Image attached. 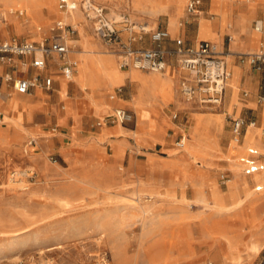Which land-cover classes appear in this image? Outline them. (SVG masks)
<instances>
[{"label":"rangeland","instance_id":"374dc122","mask_svg":"<svg viewBox=\"0 0 264 264\" xmlns=\"http://www.w3.org/2000/svg\"><path fill=\"white\" fill-rule=\"evenodd\" d=\"M70 1L65 0L67 4L60 7V3L64 2L62 0H0V40L16 38L41 41L39 35L42 39L53 35L55 39L59 36L54 35L59 34L56 22L68 23L75 28L70 38H81L83 36L72 22L61 19L63 10L80 8L83 17L79 23L84 30V38L96 43L90 48L94 52L89 54L115 56L118 65L123 70H129L131 67L121 65L122 51L119 45L99 32L103 23L112 24L118 29L121 40L127 41L129 27L136 31L141 25L151 29H169V18L175 15L178 32H171L172 40L167 43L168 46H174L173 39L176 37L194 44L187 35L195 34L201 17L200 13L188 14V0L182 14L177 12L175 5H168L163 0ZM209 1L201 0L202 15L217 17L209 13ZM232 2L230 0L229 4ZM232 16H238V10H233ZM227 33H224V50L229 53L228 45L232 36ZM135 34L136 47L152 46L149 33ZM139 35H142L141 39ZM77 46L70 45L73 50L68 55L73 60L76 58L74 53L81 48ZM260 48L262 45L259 43L255 51ZM241 55L236 54V58L241 63L251 65V70L263 78L264 92L263 68L258 69L250 63L249 52L243 57ZM36 56L43 57L42 54ZM226 58L231 70V56ZM170 66L172 69L168 67V70L172 71L171 74L178 75L180 92L179 81L183 71L175 61ZM76 67L75 72L79 74L80 66L77 63ZM16 69H20V65ZM21 71L27 75L24 69ZM140 71L152 72L144 69ZM12 73L15 76L17 72ZM61 77L62 97L66 103L61 100L57 107L63 108L66 104V115L74 113L67 121L68 126H62L54 119L53 108L56 105L53 99L39 101L34 97L32 108L29 105L26 109L28 123L20 129L11 127L0 135V264H158L161 258L170 261V258L181 255L184 259L180 264H187L186 260L196 264H264V248L259 254H250L247 247L252 230L259 228L261 233L258 237L264 238V188H255L256 184H261L253 180L257 173H240L242 177L250 179L254 189L245 203L235 211L221 214H217V211L201 212L204 209L196 201L199 193L208 192V183H214L224 191L230 188L231 180L235 179L230 167L232 163L227 159L233 155L231 143L236 136L233 132V117L245 120L241 144L250 121L255 120L259 125L250 110L244 109L237 113L230 110L229 116L225 113L223 103L214 106L194 102L185 110H180L174 119L172 111L178 108L175 106L176 97H173L164 105V110L166 119L175 124L151 134L144 127L140 129L137 112L128 104L137 93V81L126 79L106 90V99L114 100L110 98V93L119 86L120 96L126 100V105H115L110 110L94 106L81 86L78 90L73 83L69 84L66 76ZM34 95L35 91L26 97ZM36 95L44 97L46 94L38 91ZM262 96L259 98L264 103ZM115 107L127 108L133 115L132 120L123 123L126 133L122 136L120 132L104 134V130L99 134L108 112H84L98 109L115 113ZM31 113L34 115L32 118ZM108 121V126L119 123L114 117ZM197 124L201 126L197 138H207V149L202 150L198 157L193 152L188 157H179L175 152L182 148L176 145L175 140L184 134V129L189 133ZM34 126L40 127L39 130L32 131ZM134 129L139 130L137 137L133 133ZM44 131L61 135L59 140L56 138L58 136L53 137L56 139L50 149L44 148ZM260 138L264 142V129ZM59 142L65 147L62 153L57 150L61 145ZM197 143L195 138H190L187 145L193 147ZM247 147L238 156L242 157ZM27 149L30 155L25 154ZM261 154L264 160V153ZM139 180L162 191L163 195L151 200L139 192ZM240 193L244 195L243 191ZM141 194L143 198L140 199ZM234 201L228 200L227 203ZM142 204L150 205L153 211H138L136 205ZM145 216H154L155 223L143 229ZM210 231L216 234L239 233L240 249L237 252L242 255L241 259L234 257L229 249H224L222 256L214 257V252L221 251L217 245H214L213 252L210 250L206 237Z\"/></svg>","mask_w":264,"mask_h":264},{"label":"bare ground","instance_id":"6f19581e","mask_svg":"<svg viewBox=\"0 0 264 264\" xmlns=\"http://www.w3.org/2000/svg\"><path fill=\"white\" fill-rule=\"evenodd\" d=\"M163 1H165L168 5H175L177 12L179 14H182L186 0H163ZM210 1H211L210 13L219 14L220 18L222 19V26H223V28H225L227 20L229 19V8L228 7H229V1L230 0H210ZM232 1L237 2V3H247L251 6H254L258 2H263L264 0H250V1L232 0ZM85 3H86V1H85ZM85 6H86V4H85ZM112 11H113V9H112ZM172 12H173V10H172ZM89 14H92V12H89ZM200 14H201V18H200L201 22H200V30L199 31H200V34L202 36V39L203 38L212 39L216 43H218V45L221 47L220 39L215 35L212 27L206 24L207 18H205L202 15L203 14L202 11L200 12ZM81 17H83V14L81 13L80 8L75 9V8L71 7L68 10H63L62 14H61V19L64 22H72L76 26V28H78L79 34L84 37V35H83L84 30L82 28V25L79 23V19ZM176 18L177 17L175 15H171V18H169L170 19V27H169L170 32H173L174 30L178 29V24H177ZM145 27L147 29H151L150 27H147V25H145ZM38 29H41V27H39ZM255 34L259 35V33H257V32H255ZM40 37H41V35L38 36V39L43 40ZM55 40L64 41L63 37L61 35L55 37ZM69 42L71 43V45L76 46L77 42H78V38H76V39L70 38ZM82 46H83L82 49L77 50V52L79 53L80 59L76 58V62L80 66L79 74L74 71V73L72 74L71 77L74 78L75 81L79 82V84L81 86L80 88L82 90H85L86 97H88L90 99V102L94 106H99V107H102L103 109L114 108V105L113 104H107V105L103 106V105L99 104L97 102V100L95 99V92L96 91H106L108 89H111L113 86L115 87L116 84L124 82L126 79H130L131 81L135 80V82L137 81L138 90H137V93L134 96V98L132 100L130 99L131 100L130 104L132 106H134V109L137 112L138 125L142 126V123L144 122V120L147 117V113L145 112V108L149 102V100H148L149 94L147 91L144 90V88L142 86V82H144L145 84H151V80H150L151 76L149 74V71L148 72H142V71H140L139 68L133 67V66L127 71L123 70L118 65V61H117V58L115 56H103V55L93 56V55L89 54V53L94 52L93 50H90V48L93 47L94 45L92 43H90L89 40H85L82 43ZM70 50H73V49L70 48ZM255 52H257V51H254L252 53H255ZM252 53H250V54H252ZM36 54H42V53L40 51H37ZM227 56H232V55L227 53ZM227 64H228V70L231 73L228 61H227ZM21 66H26V65H21ZM168 67H170L172 69V67L169 65L163 71H154V72H156L155 74L160 73L159 75H161V78H160V80L153 81L154 83L152 82L153 84H155V89H154L155 95L164 101L169 100V97H170L172 90H173L172 83H171L173 74H171V72H172L171 70H168ZM21 69H24V68L21 67L17 71V73H16L17 77L26 76L24 74V72L21 71ZM236 80H237V72L233 73L231 80H229V81L227 80V84L235 85ZM81 89H80V91H81ZM1 96H2V100L4 102V108H3V114L4 115L0 118V134H2L3 132H5L7 129H9L11 127H14L16 129H20L23 126V124L28 123V118L26 116V109L30 105L29 98H27L26 96H17L14 88L9 89L7 91H3L1 93ZM124 103H126L125 100H124ZM32 112H34V111H32ZM33 116H34L33 113H31V118ZM118 125L123 128V131H125L124 126H123V124H121V122H119ZM190 125H193V124H190ZM254 126H255V124H254ZM140 129H142V128L140 127ZM200 129H201V126L199 124H197V125L192 127V129L189 133L184 130V134H183L184 135V145L182 147H179L182 149H178L175 152L179 157H181V158L188 157L191 155V151L195 153L194 154L195 157H198V155L201 152L199 149L200 148L199 146L204 145L203 144L204 141L201 139L199 140L197 138V131H199ZM260 129H261V127H258V126L255 127L254 129H251V128L249 129L248 133H246V135L244 137L246 140V144L243 142L241 144H239V142H241L240 138H238L237 136H234V140L232 141L231 144H232V148H233L232 149V154H233L232 157L234 158L235 162H233L230 165V167L232 168V170L234 172V178L235 179L231 180L230 188L227 191L220 189L214 183H208L210 185V187L208 188V194H200L196 198V201L199 203L198 205H200L204 209V211H201V212L213 213V211H217L218 212L217 214H221L222 212L229 213L232 210L235 211V209L238 208L239 206L243 205V203H245L246 199L251 195L253 190H250V187H249L250 180H248V178H246V177L242 178L240 176V173L244 172V171L242 169V165H241V161H240L241 155L238 156V154L241 152H244V150L246 149V147L249 144L255 145L259 149V151L264 153V146H262L260 143L257 142L258 139L254 138V133H253V131L258 133V131H260ZM155 130H156V128H155ZM182 131H183V129H182ZM153 132H155V131H153ZM133 133L136 137L140 134L139 130H136V129L133 130ZM151 134H153V133L151 132ZM27 138H29V137H27ZM190 138H195L197 141H199L198 145L193 146V147L187 145L188 139H190ZM92 140L94 141V139H92ZM124 140H122V141H124ZM94 142L96 143V140ZM121 143H123V142H121ZM22 148H24V146ZM22 151H23V149H22ZM248 151H249V149H248ZM248 151L246 153H248ZM30 153H31L30 150L27 149L25 154L30 155ZM246 153H245V155H246ZM256 173L257 174L253 180L259 181L264 186V175H263L264 172H256ZM67 174L69 176H71V173L68 172ZM18 180H19V178H18ZM241 191L244 192V195H241V193H240ZM139 192H143L144 193L143 195L147 196L151 200H153L157 196L163 195L162 191L158 190L157 188L148 187V186H141ZM143 195L141 194L140 195L141 197H139V198L140 199L143 198L142 197ZM228 200H235V201L233 203H231V202L227 203ZM62 201H63V199H62ZM136 207H137L138 211H145V213H146V211H153V209L151 208L150 205L142 204V205H138V206L136 205ZM136 207L134 206V209ZM148 213H150V212H148ZM145 217H146V220L144 221V223L142 222L143 223V229H146L145 227L155 223L154 222L155 221L154 216H149V217L145 216ZM227 222H228V220H227ZM260 233H261V231L259 228L252 230L251 238L249 237L250 241L247 243V247H248L250 254H259L261 252V250L264 248V238L260 239L258 237V235ZM206 237L208 239V244L210 246L209 248H210V250H212V252H213L214 245H217L218 249L221 251V252H219V251L214 252V254H213L214 257L222 256L224 249H227V250L229 249L231 254L234 257L241 259L240 257H242V255L238 254V252H237L240 249V248H238V242H239L238 240L240 238L239 233L216 234V233H213L212 231H210L209 234L206 235ZM182 259H184L183 255L170 258V261L169 260L166 261L165 259L161 258L160 262L158 264H168L169 262H172L175 260H182ZM240 263H242V262H240Z\"/></svg>","mask_w":264,"mask_h":264},{"label":"built area","instance_id":"2783aa9c","mask_svg":"<svg viewBox=\"0 0 264 264\" xmlns=\"http://www.w3.org/2000/svg\"><path fill=\"white\" fill-rule=\"evenodd\" d=\"M62 1L64 2L60 3V7L67 4L65 0ZM200 4L201 0H188L186 7L188 14L195 15ZM56 28L59 30V34L54 35H61L64 41L55 40L53 35L51 37L46 36L41 41L16 38L0 40V65L10 67L26 65L28 63L26 57L32 55L33 59L30 61V65L44 70L47 67L44 57L56 55L61 61L60 69L70 78L76 67V62L68 55L71 45L69 42L70 34L75 32V28L69 26L68 23L62 24L61 22H56ZM255 28L258 31L263 30L262 20L255 21ZM128 29L130 36L127 41H122L118 29L112 24L107 22L99 27V32L103 37L119 45L122 51L121 65L123 67L133 66L144 70L163 71L171 65L172 61H175L179 69L183 71L179 81L180 92L187 101L213 105L222 103L230 72L226 61L228 52L221 49L218 43L211 39H201L197 43L188 44L184 38L176 37L173 39L175 45L168 46L167 42L172 40L168 28L147 29L145 25H141L139 31L131 27ZM135 33H149L152 46L136 47L134 45L137 40ZM138 38L141 39L142 35H139ZM37 51L42 53V58L36 56ZM249 55L250 63L254 67L258 69L264 67V45L257 52L249 53ZM52 81L50 75L44 76L37 73L33 76L17 77L9 70L0 69V100L3 87L6 84H10L17 93L27 94L31 93L33 88L37 86L50 88ZM118 90L121 91V87ZM2 115L3 113L0 111V118ZM177 116V113L173 114L174 118ZM132 118L133 115L129 109L116 108L114 120L125 123ZM254 124H256L255 120H251L249 123V125ZM244 125V118L237 117L234 120L233 132L238 138L242 134ZM176 145L178 147L184 145V135L176 141ZM249 152L251 155L243 158L246 164L245 171L251 173L264 169V163H259L257 160L258 151L250 147Z\"/></svg>","mask_w":264,"mask_h":264},{"label":"crops","instance_id":"0c3cea01","mask_svg":"<svg viewBox=\"0 0 264 264\" xmlns=\"http://www.w3.org/2000/svg\"><path fill=\"white\" fill-rule=\"evenodd\" d=\"M247 1H250V0H247ZM200 6L201 5L198 6V11L196 12V15L199 14L201 11L203 12V10H201ZM228 8H229V24L226 28H223L222 19L220 18L219 14H213V15L217 16L214 18H208V17L204 16L205 18H207L206 24L212 27L215 35L220 39L221 47L220 46L219 47L221 49H224L226 47L225 46L224 33L228 31L229 33H227V34L229 36L230 35L232 36L231 42L228 45L229 50H230L229 54L232 55L231 59L229 61L231 64V73H230V76L228 78V81L231 80V77H232L233 73H235V72H237V80H236L235 85L227 84L225 94H224V98L222 101L223 107L225 109V113H227L229 116L231 115L230 110H232V112H234V113H237L238 111L244 110V109L250 110L255 115L254 118L257 121H259V125H256V124H255V126L254 125H248L247 133H248L250 128L254 129L257 126L261 127V129H260V131H258V133L254 132V131H253V133H254V138L258 139L257 142L260 143L262 146H264V142L260 138L262 136V132L264 129L263 128L264 127V103L263 102L261 103V100L259 98L261 95H263L262 98L264 97V92L262 90V87H263L262 86V79L263 78L261 77V75L258 72H253L251 70V65L246 64V63H241L236 58V54L254 52L256 50V48L258 47L259 43L261 45H264V28H263V30L258 31L255 28V22H254V26H253V21H256V20H262V22L264 24V2H258L254 6H251L247 3L232 2L229 4ZM210 9H211V3L209 6V13H210ZM233 10H238V16H236V17L232 16ZM210 14H212V13H210ZM257 17H261V18H257ZM200 18H199V27L197 28L195 34L192 36L190 34L187 35V37L193 39V43H195L198 39L202 38L200 31H199L200 30V22H201ZM177 32H178L177 29L173 31V33H177ZM255 32L259 33V35H256ZM85 40H89V42L92 43L89 38L81 37V38H78V42H77L78 46L77 47H81L80 49H82L83 48L82 43ZM168 42L170 43V41H168ZM92 44L95 45L96 43H92ZM74 54H75V57L77 59H80L78 52H76ZM76 58L74 60L75 62H76ZM32 59H33L32 55L29 57H26V60L28 61V63L26 64V66H20V68L21 67L24 68L27 76H33L37 73H40L44 76L50 75L52 77L53 81H52V86L50 88L45 87V86L44 87L37 86V87L33 88L32 92L35 91V95L33 97L27 96L30 99V108H32L31 105L33 103L34 97L38 98L39 101L42 99H48L49 101L54 100L53 101V102H55L54 105H56L53 108L54 109L53 110L54 111V119H56L62 126H68L67 121L69 120V118H72L74 113L70 114V115H66V113L64 112L66 104L63 106V108L57 107L58 102L61 100H64L62 97V91H61L62 86H63V80H62L61 76H66L62 72V70L60 69V64H61L60 59L56 55L44 57V60L47 64V67L44 70H40L36 67L31 66L30 61ZM0 69L1 70L6 69V70H9L11 72L12 71L17 72L19 70V69L15 70V67H12V66L10 67V66H6V65H0ZM263 70H264V67H263ZM175 72H176V70H175ZM155 73L156 72H154V71L149 72V74L151 76L150 77L151 78L150 79L151 84H145L144 82H142V86H143L144 90L147 91L149 94V99H148L149 102L145 108V112L147 113V117L144 120V122L142 123L141 128L144 127L145 129H147L148 133L155 131V128H156V130H161L163 128H167V127L171 126L172 124H175L174 122H169L166 119L165 110H164V105L167 104V102H169V100H171L173 97H176L175 106L178 109L172 111V117H173L174 113H177L179 115L180 110H183V109L185 110L187 108V106H189L191 103L194 104V102L187 101L183 97V95H181V93L178 91V83H177L178 82V75H177V73H174L172 80H171L173 90H172V93L169 97V100L164 101L161 98H159L158 96H156L154 93L155 84H153L154 83L153 81L160 80L161 75H159L160 73H158V74H155ZM67 78L69 79V84L73 83V85L79 90L80 85H78L75 81H73L71 79V77L70 78L67 77ZM10 86H11L10 84H6L3 87V91H7V89L9 90ZM118 89H119V86H117L115 88V90L112 93H110V98H112L114 100L106 99V96H105L106 91H96L95 92V99L97 100V102L99 104H101L103 106L107 105V104H113L114 106L115 105H122V104L126 105V103H124L125 99H123L120 96L121 91H119ZM38 91H42L46 95H44V97H39L36 95ZM31 93L22 94V95L26 96V95L31 94ZM179 93H180V95H179ZM18 94H20V93H18ZM18 94L16 93L17 96H19ZM64 102H65V100H64ZM128 104L131 105L130 102ZM221 104H217L214 106H220ZM132 107L134 108V106H132ZM3 108H4V102H3L2 97H1L0 110L2 113H3ZM84 112L85 113L95 112L97 114L98 113L103 114L105 112H108L105 115L106 121L104 122V125L101 127L99 134H101L103 132V130H104V134L112 133V132H120L121 133L120 136H122L124 133H126V131H123V128L120 127L118 125V123L111 125V126H108V124H107L109 122L108 119H111L112 117H114L113 112L109 113V111H101L98 109H96V110L94 109L93 111H84ZM233 118H234L233 120H235L237 117H233ZM121 124H123V123H121ZM39 128L40 127H38V126L37 127L34 126L31 128V130L35 132V131H38ZM71 132H72V129H71L70 133ZM3 134H4V132L0 135H3ZM45 134H46V135H44V137H46L45 142H44V148L45 149H50L51 146H53V143L55 142L56 138H57V140L61 139V135L56 134V133L50 134L49 131H46ZM55 136H58V137H56L54 139L53 137H55ZM181 136L177 137L175 142L178 139H180ZM206 140H207V138H203V141H204L203 144L204 145L199 146L200 151L207 149L208 143L206 142ZM242 142L246 144L245 138ZM59 143L61 144V142H59ZM198 143H199V141H198ZM197 144H196V146H197ZM124 147H125V140H124ZM250 147H253L258 151V153H257L258 162L264 163V160H262V158H261L262 154L259 151V149L255 146H249V147H247V151ZM57 150L59 151V153H62V151L65 150V147L61 144ZM121 150L116 149V151H121ZM249 153H250L249 151H248V153H246V155L244 153V155L241 157V160H240L244 173H246L247 175H252L253 173L263 171L264 169H259L257 171L251 172V173H247L245 171L246 164H245L243 158L250 156L251 154H249ZM227 159L230 161V163L235 162L233 157H228ZM242 178H244V177H242ZM246 178H248V177H246ZM147 185H148V187H153V186H149V183H147L143 180H139V186H147ZM249 187H250V190L254 189L251 185H249ZM255 188H256V190H261L264 187L262 184H256ZM200 194H208V192H206V193L201 192L198 195H200ZM255 199L257 201L258 197H256ZM181 262H182V260H175V261H172L170 263L180 264ZM186 263L187 264H196V263H190L189 260H186ZM198 264H203V263L200 262Z\"/></svg>","mask_w":264,"mask_h":264}]
</instances>
